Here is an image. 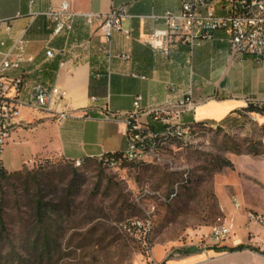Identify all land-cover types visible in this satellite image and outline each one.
Listing matches in <instances>:
<instances>
[{
    "label": "crops",
    "instance_id": "crops-1",
    "mask_svg": "<svg viewBox=\"0 0 264 264\" xmlns=\"http://www.w3.org/2000/svg\"><path fill=\"white\" fill-rule=\"evenodd\" d=\"M62 1L68 2L76 16L68 34L54 36L52 22L33 13L57 7ZM224 5L211 3L217 15L225 13ZM120 7L131 16L121 23L129 34H111L106 59L99 51L105 45L101 31L88 26L82 15L108 14ZM178 10V0H33L30 7L28 0H0V61L21 34L26 42L25 57L30 59L18 70L6 72L7 76L23 78L19 99L36 83L55 85L65 93V99L51 111L18 107L16 124L0 153V167L12 173L41 160L73 162L124 152L125 120L135 97L140 98L139 108L144 111L174 103L191 91L192 107L181 115L184 125L221 123L242 112L247 104L263 106L264 66L249 58L230 56L221 32H215L191 53L176 37L163 40L159 50L151 49L146 43L149 36L164 29L162 22L151 16ZM47 49L66 53L61 66L58 56L45 57ZM92 97L95 102H91ZM56 112H65L67 117L58 122ZM137 122L155 130L160 127L140 113ZM166 137L175 138L160 135ZM221 211L235 227L229 239L217 246L186 241L185 245L154 244L147 252L148 262L264 264V226L247 222L244 213L226 205ZM212 226L206 227L208 232ZM238 245L243 248L227 251Z\"/></svg>",
    "mask_w": 264,
    "mask_h": 264
},
{
    "label": "rangeland",
    "instance_id": "rangeland-1",
    "mask_svg": "<svg viewBox=\"0 0 264 264\" xmlns=\"http://www.w3.org/2000/svg\"><path fill=\"white\" fill-rule=\"evenodd\" d=\"M19 172L0 180V264H150L151 246L208 232L232 199L264 214V114L192 125L155 160L48 159Z\"/></svg>",
    "mask_w": 264,
    "mask_h": 264
},
{
    "label": "built area",
    "instance_id": "built-area-1",
    "mask_svg": "<svg viewBox=\"0 0 264 264\" xmlns=\"http://www.w3.org/2000/svg\"><path fill=\"white\" fill-rule=\"evenodd\" d=\"M71 1V0H69ZM179 10L176 12L166 11L158 16H151L154 21L162 22L164 29L155 30L149 36L146 43L153 50L162 48L163 40L176 37L188 45L190 53L203 41L212 39L215 32L222 33V41L227 45L229 55L237 58H249L264 66V0H178ZM224 3L223 15L215 14L211 3ZM33 0H28L29 7ZM53 24L52 35L68 34L72 30L73 20L76 16L66 1L59 3L57 7H49L41 13ZM84 22L88 26H96L104 38V46L100 48L106 59L110 56L109 38L113 32H121L128 35L129 32L122 30L121 23L131 18L125 9L120 7L108 14H84ZM8 30V28H6ZM25 40L23 34L13 39L10 47L2 54L0 61V153L9 137L12 127L16 124L18 107L25 106L38 111H51L65 99V93L55 85L45 86L40 83L33 84L27 91L26 96L20 100L19 95L23 89L22 77H10L7 71L18 70L22 64L30 62L25 57ZM3 46V42H0ZM66 53L54 52L47 49L46 58L58 56V65L63 64ZM93 76H97L92 73ZM191 91L182 94L174 103H165L155 109L141 111L139 97L133 101V110L125 120L127 147L124 152V160L146 161L155 160V155H160L162 146L166 142H160V135H174L183 138L186 135V127H182L181 115L191 109ZM95 102V98L90 99ZM55 111V110H54ZM141 111V112H140ZM138 113L149 116L154 123L165 126L158 133L149 131L147 124L137 122ZM58 122L67 117L65 112H56ZM109 114L106 118H109ZM102 160L108 168L115 169L116 165H107V157ZM75 167V161L72 162ZM233 208L239 211L240 206L236 200L231 201ZM247 222L257 226H264V214L257 212L244 213ZM233 223L224 215L215 219L209 232L200 229L193 231L192 235H186L185 241L197 245L209 244L217 246L229 239L234 233Z\"/></svg>",
    "mask_w": 264,
    "mask_h": 264
},
{
    "label": "trees",
    "instance_id": "trees-1",
    "mask_svg": "<svg viewBox=\"0 0 264 264\" xmlns=\"http://www.w3.org/2000/svg\"><path fill=\"white\" fill-rule=\"evenodd\" d=\"M243 111L244 112H247V113H256V114H264V105L261 106V107H257V106H253L252 104H247V106L245 108H243ZM205 122H196V123H193L192 125H197V124H204ZM160 127L155 130L153 127H151L150 125L147 124V127L149 129V131L153 132V133H158V132H161L165 129V126L163 125H160L158 124ZM182 127H186L187 131L189 130L190 126L192 125H184V124H181ZM171 140H175V138L173 137H166V138H160V142H166V143H169ZM119 154H113L112 156H118ZM105 156H108V155H105ZM86 160V159H84ZM81 162L83 160H80ZM222 167H231V164L229 162H223L222 164H219L217 166V170L222 168ZM20 175V172L19 171H16V172H12V173H7L5 172L1 167H0V180H5V179H9V178H14V177H17ZM42 205L40 204L39 206H37V210L38 212L40 210H42ZM41 241V245L43 247H48V239L44 236L40 239ZM243 247L241 245H238L236 247H233V248H228L227 251L228 252H234V251H239L241 250Z\"/></svg>",
    "mask_w": 264,
    "mask_h": 264
},
{
    "label": "bare ground",
    "instance_id": "bare-ground-1",
    "mask_svg": "<svg viewBox=\"0 0 264 264\" xmlns=\"http://www.w3.org/2000/svg\"><path fill=\"white\" fill-rule=\"evenodd\" d=\"M176 140H178V139H176ZM121 160L122 161L124 160V155H122V154H119L118 156H109V157H107V165H116L117 166L120 164ZM80 164H81L80 160H75V167L79 166Z\"/></svg>",
    "mask_w": 264,
    "mask_h": 264
}]
</instances>
